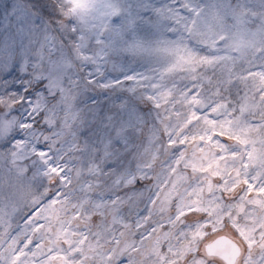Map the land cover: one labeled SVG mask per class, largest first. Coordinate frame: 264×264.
Wrapping results in <instances>:
<instances>
[{
  "label": "snow or ice",
  "instance_id": "snow-or-ice-1",
  "mask_svg": "<svg viewBox=\"0 0 264 264\" xmlns=\"http://www.w3.org/2000/svg\"><path fill=\"white\" fill-rule=\"evenodd\" d=\"M229 15L264 12L230 0H0V264H92L135 191L125 157L138 147L147 77L117 57L163 45L215 59L235 40ZM141 29L160 38L144 40ZM198 34L212 51L188 43ZM126 184L133 191L118 195Z\"/></svg>",
  "mask_w": 264,
  "mask_h": 264
},
{
  "label": "rangeland",
  "instance_id": "rangeland-1",
  "mask_svg": "<svg viewBox=\"0 0 264 264\" xmlns=\"http://www.w3.org/2000/svg\"><path fill=\"white\" fill-rule=\"evenodd\" d=\"M230 3L264 12V0ZM227 23L238 26L235 40L215 49V59L178 55L163 45L151 54L117 57L145 73L142 101L159 126L132 161L136 195L130 206L118 205L123 219L110 247L89 259L128 264L131 255L133 264H141L157 249L166 264H227L204 252L215 237L227 235L239 244L238 264H264V17L234 21L229 15ZM138 35L160 38L148 29ZM178 36L168 33L172 40ZM188 43L213 50L201 34ZM58 243L68 247L63 235Z\"/></svg>",
  "mask_w": 264,
  "mask_h": 264
},
{
  "label": "trees",
  "instance_id": "trees-1",
  "mask_svg": "<svg viewBox=\"0 0 264 264\" xmlns=\"http://www.w3.org/2000/svg\"><path fill=\"white\" fill-rule=\"evenodd\" d=\"M144 104L147 105V103L142 101V100L137 102L138 113L142 117V119L140 121V128L137 130V133L134 137V144L137 145L138 147H133L132 148L133 150L131 149V152L129 154H127V156L125 157L126 163L130 162L132 164L133 159L136 156L140 155V153L144 150L143 147L145 146V148H146V143L149 142L148 133L149 132L153 133L155 130L156 131L158 130V126H159L158 116L155 114V112H153L151 109L147 108ZM133 154H135V155H133ZM134 189H136V188L134 187ZM132 191H133L132 188H129L128 186H124L118 190L117 194L120 196H123L125 193H130ZM135 195H136V192L134 191V194L131 195L130 198H126L119 203V204H121L120 206H123L124 208H126V206H130L131 203H133V198L135 197ZM98 217L99 216H92V220L94 222L93 226L96 223H101V226H102L103 218L100 217V219L98 221ZM12 225H13V227L15 226V220H13ZM109 228H111V223L109 224ZM114 236H115V233L107 236L106 240L104 241V245H103L102 249L110 247ZM160 248H161V246H159V249ZM98 250L99 249H94L90 254H94ZM156 254H158V256L160 255V252L157 249H156V253H154L153 256H151V257L147 256L141 264H166L165 262L161 261L158 258V256H156ZM90 260H91L92 264H99L96 257H92Z\"/></svg>",
  "mask_w": 264,
  "mask_h": 264
},
{
  "label": "water",
  "instance_id": "water-1",
  "mask_svg": "<svg viewBox=\"0 0 264 264\" xmlns=\"http://www.w3.org/2000/svg\"><path fill=\"white\" fill-rule=\"evenodd\" d=\"M204 252L210 257H219L227 264H238L235 257L239 253V244L227 235L215 237L204 246Z\"/></svg>",
  "mask_w": 264,
  "mask_h": 264
},
{
  "label": "clouds",
  "instance_id": "clouds-1",
  "mask_svg": "<svg viewBox=\"0 0 264 264\" xmlns=\"http://www.w3.org/2000/svg\"><path fill=\"white\" fill-rule=\"evenodd\" d=\"M173 35H175V34H173Z\"/></svg>",
  "mask_w": 264,
  "mask_h": 264
}]
</instances>
